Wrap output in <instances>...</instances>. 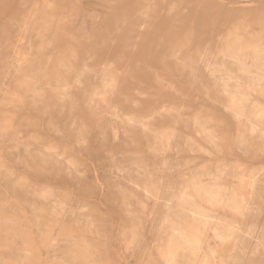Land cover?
I'll use <instances>...</instances> for the list:
<instances>
[{
    "label": "clouds",
    "instance_id": "1",
    "mask_svg": "<svg viewBox=\"0 0 264 264\" xmlns=\"http://www.w3.org/2000/svg\"><path fill=\"white\" fill-rule=\"evenodd\" d=\"M0 264H264V0H0Z\"/></svg>",
    "mask_w": 264,
    "mask_h": 264
}]
</instances>
